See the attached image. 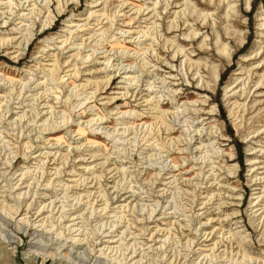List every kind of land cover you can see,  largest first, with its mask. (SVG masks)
<instances>
[{"label":"rangeland","instance_id":"obj_1","mask_svg":"<svg viewBox=\"0 0 264 264\" xmlns=\"http://www.w3.org/2000/svg\"><path fill=\"white\" fill-rule=\"evenodd\" d=\"M0 264H264V0H0Z\"/></svg>","mask_w":264,"mask_h":264},{"label":"bare ground","instance_id":"obj_2","mask_svg":"<svg viewBox=\"0 0 264 264\" xmlns=\"http://www.w3.org/2000/svg\"><path fill=\"white\" fill-rule=\"evenodd\" d=\"M221 49V48H220ZM224 50V48L221 50V51H223ZM220 52V51H219ZM222 53V52H221ZM119 77V76H118ZM16 149V148H15ZM26 173V172H25ZM40 211V210H39ZM37 215V214H36ZM162 248V247H161Z\"/></svg>","mask_w":264,"mask_h":264}]
</instances>
